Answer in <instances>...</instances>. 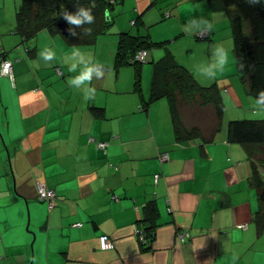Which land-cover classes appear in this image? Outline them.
Returning <instances> with one entry per match:
<instances>
[{
  "label": "crops",
  "instance_id": "0c3cea01",
  "mask_svg": "<svg viewBox=\"0 0 264 264\" xmlns=\"http://www.w3.org/2000/svg\"><path fill=\"white\" fill-rule=\"evenodd\" d=\"M20 3L0 0V62L9 59L13 74L0 75V264H264V225L255 220L260 200L252 167L242 145L226 137L227 121L250 119L255 101L238 83L235 57L211 83L224 103L214 140L177 142L168 102L142 106L151 86L147 65H141L138 94L131 69L110 65L112 37L110 56L90 54L105 66V76L92 81L95 97L85 101L69 86L79 69L68 72L65 60L73 49L89 54L81 47L86 45H72L47 30L24 40L14 28ZM208 4L117 0L111 8L113 28L129 30L127 21L139 17L140 33L141 26L169 18L168 31L178 38L199 15L214 25L210 51L222 41L232 46L229 16ZM44 48L55 51V61L40 58ZM177 60L200 84L210 85L212 80L196 74L201 62L194 64L196 70L192 58ZM152 61L155 55L148 52L146 63ZM99 142L108 145L101 150ZM162 152L168 153L165 161L158 158ZM38 182L53 189V204L38 197ZM150 202L157 216L153 236L143 244ZM181 231L189 237L177 241ZM102 234L114 248H99Z\"/></svg>",
  "mask_w": 264,
  "mask_h": 264
},
{
  "label": "trees",
  "instance_id": "16d2710c",
  "mask_svg": "<svg viewBox=\"0 0 264 264\" xmlns=\"http://www.w3.org/2000/svg\"><path fill=\"white\" fill-rule=\"evenodd\" d=\"M214 9L227 12L233 39V54L236 69L247 93L255 99L259 90L264 89V2L250 6L245 0H207ZM117 0H78L80 6L93 9L95 23L87 25L92 28V34L86 36L82 29H77L78 36H64L72 45H85L95 42L98 34L106 31L110 23L103 20L105 8L111 10ZM77 0H21L16 11L15 31L24 40L34 38L41 30L61 34L58 23L64 20L59 13L67 10L76 11ZM139 17L132 21L137 32L130 30L118 33L117 47L114 54V68L131 65L134 68V91L141 94V65L144 61L133 60L140 50H151L161 46L164 41L154 42L148 34H141ZM112 22V20H111ZM62 35V34H61ZM209 35V33H208ZM200 38V37H199ZM200 39H208V36ZM152 78L148 99L142 101L144 110L155 100L165 99L169 104L173 131L177 142H188L195 138L204 141L214 140L219 129V123L224 114V103L220 91L212 85H202L192 72L175 57L165 52L156 61L151 62ZM196 107L199 116L205 112L213 115L216 126L211 134L202 132L200 126H188L181 111L182 107ZM98 110L97 108H93ZM191 111H195L191 108ZM201 118H205L203 114ZM226 137L229 142L242 145L252 167L251 179L259 191L260 205L255 220L258 225H264V117L262 119H230L226 125ZM108 145V142H107ZM100 149V148H99ZM103 150V149H101ZM157 208L150 202L146 206L145 219L149 225L143 229L144 238L153 236ZM143 242V244H146Z\"/></svg>",
  "mask_w": 264,
  "mask_h": 264
},
{
  "label": "clouds",
  "instance_id": "9594fccd",
  "mask_svg": "<svg viewBox=\"0 0 264 264\" xmlns=\"http://www.w3.org/2000/svg\"><path fill=\"white\" fill-rule=\"evenodd\" d=\"M250 6L262 4L264 0H245ZM95 3L91 7L80 6L77 0L76 11L68 12L64 10L59 13L68 24V32L72 36H78L77 29H82L83 34L90 36L92 28L86 27L95 23L93 9ZM103 20L105 23H111V12L105 8L103 11ZM214 25L206 18L195 15L192 16L185 25V31L189 34L202 36L205 33L213 31ZM210 59L202 62L201 70L196 73L204 80H214L219 74H222L230 63L229 50L222 44H216L211 48ZM40 58L46 63L55 61L56 53L51 48H44L40 53ZM65 64L68 66V72L75 73L79 69L78 75L73 76L69 81V86L73 89L80 90L85 101L94 99L96 89L92 86V81L100 80L105 76V66L96 61L90 54H84L79 49H73L70 55L66 57ZM253 109L264 113V89L257 92ZM237 257L233 255V260Z\"/></svg>",
  "mask_w": 264,
  "mask_h": 264
},
{
  "label": "rangeland",
  "instance_id": "374dc122",
  "mask_svg": "<svg viewBox=\"0 0 264 264\" xmlns=\"http://www.w3.org/2000/svg\"><path fill=\"white\" fill-rule=\"evenodd\" d=\"M205 3L207 5H209L206 0H205ZM109 11L112 14L114 9H111ZM154 11L158 16L161 17V11H159L157 9ZM222 12L225 14L227 13L224 11H222ZM164 13H165V11H164ZM215 14L223 16V14L220 12H216ZM226 15H228V14H226ZM168 20H169V18H166L163 21H160L156 24H152V25L146 24L145 26H141V29H140L141 34L148 33L150 35V39L153 40L154 42H160L158 40L164 41V44H162L161 46H157V47L154 46V48H152L151 50H148V52L154 53L155 61L158 58H160L167 51L169 53H171L175 57L176 60H177V58H179V60H182V61H183V58H188V59L192 58L193 66H194V64H198L200 62L202 63V62L208 61L210 59V49L208 48L210 41L208 39L194 40L195 37L193 35L189 36V34H187V33H185V35H182V36L177 38V37H175V35H177V33H174L175 31H173V30L168 31L169 28H168L167 24L165 23ZM227 20H228V18H227ZM123 22H124V19H123V17H121L120 23H123ZM228 23H229V20H228ZM115 25H116L115 21L112 19V22L109 24L106 31L97 35V38L102 37L104 42H99V41L96 42V40H95V42L92 44H85L86 46H81L82 49H84L86 52H88L92 56H94V54L99 55L101 51H103L104 57L110 56V50L108 48L111 44L110 39H112V37L116 38V45H117L118 32L120 31V30L114 31L113 27H115ZM229 27H230V23L228 24L227 30H229ZM125 28H129V30L131 32H137V28L135 26H132L131 21H127V25L125 26ZM225 32H226V29L222 28L220 30V35L223 36L225 34ZM230 32H231L230 39L232 42V46L230 44L227 45V43H226L227 41H222L220 44H222L226 49L229 50L230 58L231 57L234 58V55L232 52L233 51V39H232L231 27H230ZM172 33L174 34L173 40L171 38H169L170 42L165 41L167 36L169 34H172ZM114 38H113V40H114ZM195 41H199V43H195ZM101 43L102 44L105 43V44L102 45V47H101ZM116 45H114L115 49L117 47ZM76 47H79V46H76ZM81 47H79V48H81ZM172 48L175 50V52L172 51ZM114 54H115V51L112 53V56L110 59L111 60L110 65H113V63H114ZM149 58H150V55H149ZM183 62H185V61H183ZM234 63H235V58H234ZM144 65H147V67L150 68V74H149L148 82H149V85H151V78H152L151 63H146V61H145V63H143L142 66H144ZM126 66H127V68L131 69L132 73H134L133 66L125 65V67ZM111 67H113V66H111ZM228 67H230V65ZM196 70H198V69L196 68ZM191 72L194 75L193 71H191ZM198 72H200V71L198 70ZM140 75H141V71H140ZM213 82H214V80H212L209 84L211 85V83H213ZM238 83L240 84L241 87L244 86V84L241 82L240 79H238ZM141 84H143V79L141 81ZM191 108H193L195 111H191ZM191 108L190 107H188V108L182 107V109H181V111L184 115L183 119H184L185 123L190 127L193 125L200 126L202 128V132L207 134L209 131H211V134H212L213 130L216 126L215 117L213 115H208V114L206 115L205 112H203L199 116L200 110H197L196 107H194V106ZM249 113L251 114L250 119H262L264 117V113H260L259 111H255L254 109H250ZM203 114L205 115V118L202 119L201 116ZM260 114H262V115L260 116Z\"/></svg>",
  "mask_w": 264,
  "mask_h": 264
},
{
  "label": "built area",
  "instance_id": "2783aa9c",
  "mask_svg": "<svg viewBox=\"0 0 264 264\" xmlns=\"http://www.w3.org/2000/svg\"><path fill=\"white\" fill-rule=\"evenodd\" d=\"M111 2L115 0H110ZM132 23V22H131ZM208 36V33L203 34L202 36H199L200 38H205ZM147 55L146 50H140L135 55L133 60H138L140 62L144 61L145 57ZM61 73V71H59ZM0 75L7 76L12 78V62L9 59H2L0 62ZM98 147L100 149H104L107 145L106 142H99L97 143ZM159 160L165 161L169 158L167 152H162L159 154ZM157 178V175L155 176ZM37 194L40 199H45L46 201H49L51 204L55 201V193L53 189L47 188L43 183L38 182L37 185ZM244 227V226H243ZM189 237V233L187 231H181L176 233V240L177 241H183ZM141 241L145 243V239L142 235ZM98 245L101 250H108L114 248V243L111 240V238L108 235L102 234L98 237Z\"/></svg>",
  "mask_w": 264,
  "mask_h": 264
},
{
  "label": "water",
  "instance_id": "95a60500",
  "mask_svg": "<svg viewBox=\"0 0 264 264\" xmlns=\"http://www.w3.org/2000/svg\"><path fill=\"white\" fill-rule=\"evenodd\" d=\"M58 26H59V28L61 30V34L62 35L66 36V35L69 34V32H68V27L69 26H68V24H67V22L65 20L60 21L58 23Z\"/></svg>",
  "mask_w": 264,
  "mask_h": 264
}]
</instances>
